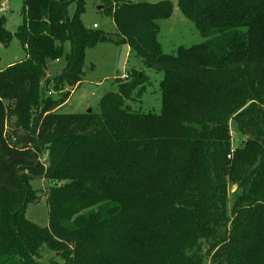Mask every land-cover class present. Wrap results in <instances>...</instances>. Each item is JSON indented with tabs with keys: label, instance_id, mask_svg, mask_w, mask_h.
I'll return each instance as SVG.
<instances>
[{
	"label": "trees",
	"instance_id": "1",
	"mask_svg": "<svg viewBox=\"0 0 264 264\" xmlns=\"http://www.w3.org/2000/svg\"><path fill=\"white\" fill-rule=\"evenodd\" d=\"M100 3L114 35L82 24L85 0H23L13 34L0 18V43L25 53L0 70V264H37L42 250L47 264H264V0H177L205 41L173 55L158 42L168 1ZM102 43L159 68L158 113L135 109L136 70L98 112L58 113ZM49 86L68 91L45 97ZM229 120L246 137L232 159ZM32 181L47 183L44 228L24 216Z\"/></svg>",
	"mask_w": 264,
	"mask_h": 264
},
{
	"label": "rangeland",
	"instance_id": "2",
	"mask_svg": "<svg viewBox=\"0 0 264 264\" xmlns=\"http://www.w3.org/2000/svg\"><path fill=\"white\" fill-rule=\"evenodd\" d=\"M132 3H138L142 0H127ZM149 4H155L160 1H168L171 4V15L169 19L158 21L159 33L158 42L161 52L167 55H173L179 47L189 48L200 44L205 40L199 35L194 26L180 14L177 8V0H143ZM101 0H85V12L81 16V22L84 26L92 28L95 24L97 29L110 35L116 34V29L111 19L102 11L98 10ZM23 0H0V18L4 19V29L13 34L21 23L20 12ZM75 6L71 4L68 8L69 15L74 12ZM68 44L63 46V56L56 60L48 62V71L58 74L64 67V55L68 52ZM25 53L15 38H12L7 46L0 43V70L8 65L14 64L24 59ZM136 70L145 76L144 91L142 92L135 109L146 112L158 113L161 108L159 82L163 74L161 71L144 68L138 59L129 51L126 46H114L108 43L96 45L92 49H87L84 54L83 73L84 77L77 88L72 89L67 101L59 108L60 114H83L88 110L98 112L100 99L106 93L117 92V81L124 79L127 73ZM264 84V81H263ZM45 97L59 98L61 94L67 92L65 87L61 91L53 90L50 86L45 90ZM44 92V91H43ZM228 141L230 154L227 159H232V152L242 147L246 137L239 134L232 120L227 122ZM37 200L27 204L24 216L25 218L44 228L48 223V212L46 206V185L45 181H32L30 183ZM237 190L233 184L227 185L228 208L231 206V195ZM229 211V210H228ZM50 259H56L55 254L42 250L37 264H47Z\"/></svg>",
	"mask_w": 264,
	"mask_h": 264
},
{
	"label": "water",
	"instance_id": "3",
	"mask_svg": "<svg viewBox=\"0 0 264 264\" xmlns=\"http://www.w3.org/2000/svg\"><path fill=\"white\" fill-rule=\"evenodd\" d=\"M98 10H99V11H102V7H101V6H99V7H98ZM152 69H153V70H158L159 68H158V67H156V66H153V67H152ZM90 112H91V111H90V110H88L86 113H90Z\"/></svg>",
	"mask_w": 264,
	"mask_h": 264
},
{
	"label": "built area",
	"instance_id": "4",
	"mask_svg": "<svg viewBox=\"0 0 264 264\" xmlns=\"http://www.w3.org/2000/svg\"><path fill=\"white\" fill-rule=\"evenodd\" d=\"M92 28H96V25H93V26H92ZM123 78L125 79V78H126V76H123Z\"/></svg>",
	"mask_w": 264,
	"mask_h": 264
},
{
	"label": "crops",
	"instance_id": "5",
	"mask_svg": "<svg viewBox=\"0 0 264 264\" xmlns=\"http://www.w3.org/2000/svg\"><path fill=\"white\" fill-rule=\"evenodd\" d=\"M93 25H95V24H93ZM93 25H92V26H93ZM85 27H86V26H85ZM87 28H90V27H87ZM126 47H127V46H126ZM128 51H129V50H128V47H127V52H128Z\"/></svg>",
	"mask_w": 264,
	"mask_h": 264
}]
</instances>
